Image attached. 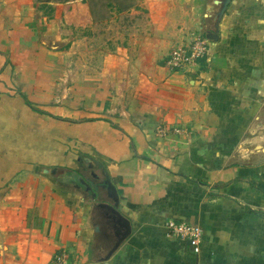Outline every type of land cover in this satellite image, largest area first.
Masks as SVG:
<instances>
[{
    "label": "crops",
    "instance_id": "0c3cea01",
    "mask_svg": "<svg viewBox=\"0 0 264 264\" xmlns=\"http://www.w3.org/2000/svg\"><path fill=\"white\" fill-rule=\"evenodd\" d=\"M218 1L135 0L104 32L81 0L50 17L0 0V264H264V0H233L212 41ZM197 37L207 58L170 69ZM93 174L133 229L107 261L106 197L76 187Z\"/></svg>",
    "mask_w": 264,
    "mask_h": 264
},
{
    "label": "water",
    "instance_id": "95a60500",
    "mask_svg": "<svg viewBox=\"0 0 264 264\" xmlns=\"http://www.w3.org/2000/svg\"><path fill=\"white\" fill-rule=\"evenodd\" d=\"M232 1L233 0H219L217 2L219 9L215 14V32L209 34V40H217L216 37L219 23ZM259 149L261 150V148ZM92 176L96 179V182L88 180V178L83 175L77 177L79 184L76 185V187L80 188L82 186L87 193H91L94 200H99L101 195L106 197L105 200L103 199L102 201L99 200V202H97L96 209L102 213V218L107 221L109 227L114 231L116 238L114 246L109 251L108 256L104 259L107 261L123 242L131 236L133 231L132 223L131 220L120 210V197L110 178L106 176L105 179H103L96 174H93Z\"/></svg>",
    "mask_w": 264,
    "mask_h": 264
},
{
    "label": "built area",
    "instance_id": "2783aa9c",
    "mask_svg": "<svg viewBox=\"0 0 264 264\" xmlns=\"http://www.w3.org/2000/svg\"><path fill=\"white\" fill-rule=\"evenodd\" d=\"M209 53V43L205 38L197 37L189 45L181 46L171 52L167 66L174 71H189L192 67L198 66L200 62L207 58ZM157 132L161 137L168 136L171 132L182 134L180 128L167 129L158 127ZM166 228L171 237L188 242L192 247H199L203 239V231L200 227L187 223L169 220ZM51 264H72L71 257L65 250L58 251Z\"/></svg>",
    "mask_w": 264,
    "mask_h": 264
},
{
    "label": "rangeland",
    "instance_id": "374dc122",
    "mask_svg": "<svg viewBox=\"0 0 264 264\" xmlns=\"http://www.w3.org/2000/svg\"><path fill=\"white\" fill-rule=\"evenodd\" d=\"M35 2L36 7H38L39 11L46 17L52 16L55 12V8L59 9L62 6L67 5L70 2H74L76 0H32ZM82 5H84L83 10H85V15H90L94 21H98V23L104 28V32L110 30L111 21L119 22V27L123 29L127 22H130V18H127V10L122 13L119 11L118 5L124 6L126 2L124 0H81ZM128 1V0H126ZM112 4V5H111ZM74 13V12H72ZM84 13V11L82 12ZM77 16L78 13H75L74 16ZM85 18V17H84ZM72 25V24H71ZM116 27V26H115ZM65 28V27H64ZM75 26H70L67 31L68 34L73 37H78V30H74ZM69 29H73L70 31ZM121 33V32H120ZM86 35V34H85ZM88 39L87 42L90 44L87 47L91 46L95 47V41H90ZM120 45H121V41Z\"/></svg>",
    "mask_w": 264,
    "mask_h": 264
},
{
    "label": "trees",
    "instance_id": "16d2710c",
    "mask_svg": "<svg viewBox=\"0 0 264 264\" xmlns=\"http://www.w3.org/2000/svg\"><path fill=\"white\" fill-rule=\"evenodd\" d=\"M124 2H126V4L124 6L118 5L119 7V11L122 13L125 10H130L132 7H134L135 4V0H124ZM112 5V4H111Z\"/></svg>",
    "mask_w": 264,
    "mask_h": 264
}]
</instances>
